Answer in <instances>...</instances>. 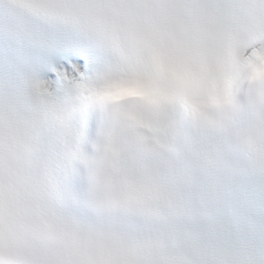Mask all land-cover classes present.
Segmentation results:
<instances>
[{"label": "snow or ice", "instance_id": "obj_1", "mask_svg": "<svg viewBox=\"0 0 264 264\" xmlns=\"http://www.w3.org/2000/svg\"><path fill=\"white\" fill-rule=\"evenodd\" d=\"M264 0H0V264H264Z\"/></svg>", "mask_w": 264, "mask_h": 264}]
</instances>
